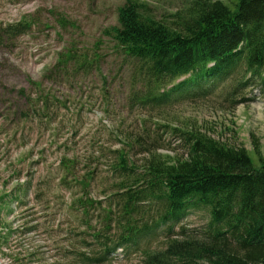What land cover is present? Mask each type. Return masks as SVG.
<instances>
[{
  "label": "rangeland",
  "instance_id": "1",
  "mask_svg": "<svg viewBox=\"0 0 264 264\" xmlns=\"http://www.w3.org/2000/svg\"><path fill=\"white\" fill-rule=\"evenodd\" d=\"M126 1L0 0V28L24 19L33 22L30 29L0 41V196L8 197L0 202V236L7 228L11 231L20 226L28 209L35 214L23 222L39 219L35 224H40L25 239L31 247L23 244L22 234H8L0 243V264L34 260L72 264L81 246L90 262L102 258L104 249L120 242L125 223L116 196L121 178L111 167L114 150L124 146L139 171L145 158L156 152L162 156L185 154L184 147L173 143V126L201 127L217 140L245 148L254 165H260L254 153L259 146L264 156V93L260 89L247 90L237 99L244 96L248 101L236 106L225 91L204 100L184 99L162 107L132 100L136 87L130 64L104 35L105 29L117 25L118 8ZM138 1L152 17L172 22L174 14L191 0ZM69 44L80 53L98 54L100 59L89 71L73 63L68 70L58 69V54ZM66 157L80 161L81 169L94 168L88 194L94 204L87 218L75 209L79 187L68 190L61 185V161ZM35 195L47 199L39 201ZM108 209L113 210L110 219L106 218ZM45 210H53L57 216L44 220L51 214ZM159 213L157 203L143 201L130 225L152 226ZM52 219L59 221L57 227L45 224ZM209 220L207 210H192L175 221L174 230L193 231ZM169 224L154 228L137 244L117 246L100 264H143L147 250L164 248L173 236ZM90 226L102 230L98 239ZM44 232L47 237L39 236Z\"/></svg>",
  "mask_w": 264,
  "mask_h": 264
},
{
  "label": "trees",
  "instance_id": "2",
  "mask_svg": "<svg viewBox=\"0 0 264 264\" xmlns=\"http://www.w3.org/2000/svg\"><path fill=\"white\" fill-rule=\"evenodd\" d=\"M60 22L67 26L66 21ZM32 25V21L24 19L2 26L0 41ZM104 35L111 38L116 52L130 64L136 87L132 100L137 104L162 107L184 99L204 100L225 91L226 98L233 99L236 106L248 101L244 96L243 100L237 99L247 90L257 88L264 93V0H191L182 12L174 14L172 22L152 17L138 0H127L118 8L117 25L105 29ZM99 59L98 54L80 53L69 44L58 54L55 67L68 70L73 63L89 71ZM172 129L173 143L184 147L186 153L162 156L156 152L145 158L141 171L124 146L114 150L116 158L111 167L121 178L116 196L125 222L121 240L92 262L81 246L72 264H100L117 246L137 244L154 228L172 221L168 227L173 236L164 248L147 250L143 264H264V156L260 147L254 150L260 162L255 166L245 148L217 140L201 127ZM80 164L76 158H63L61 185L68 190L79 187L75 209L87 218L94 204L88 194L95 171L89 166L81 169ZM40 196L36 199H47ZM7 198L0 196V202ZM143 201L158 204L160 213L155 223L130 225ZM203 209L210 215L205 227L174 230L179 218ZM32 211L28 209L25 217L32 218ZM112 211L106 210L107 219ZM51 214L44 217L57 216ZM39 225L34 223L22 233L26 236ZM88 229L96 239L102 235L96 226ZM17 232L12 229V233ZM4 235L0 243L6 239ZM22 264L52 263L34 260Z\"/></svg>",
  "mask_w": 264,
  "mask_h": 264
}]
</instances>
